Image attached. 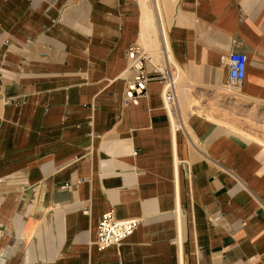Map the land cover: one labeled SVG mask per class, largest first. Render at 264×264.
Listing matches in <instances>:
<instances>
[{"label":"crops","instance_id":"obj_1","mask_svg":"<svg viewBox=\"0 0 264 264\" xmlns=\"http://www.w3.org/2000/svg\"><path fill=\"white\" fill-rule=\"evenodd\" d=\"M160 26L181 131L125 102ZM108 212L141 223L101 251ZM0 264H264V0H0Z\"/></svg>","mask_w":264,"mask_h":264},{"label":"built area","instance_id":"obj_2","mask_svg":"<svg viewBox=\"0 0 264 264\" xmlns=\"http://www.w3.org/2000/svg\"><path fill=\"white\" fill-rule=\"evenodd\" d=\"M162 46L158 55L163 62L145 49L134 46L127 50L129 69L133 77L127 83L125 102L138 106L140 100L147 96V88L151 82L162 86L163 102L167 111L175 115L178 122L176 131L184 129L178 106V70L170 60V50L166 43L162 26H160ZM228 70L229 81L224 92L229 98L236 97L245 82L247 75L248 57L244 53L233 52L222 61ZM141 221L138 219H118L113 212L102 216L97 230L96 244L103 251L112 246H120L137 231Z\"/></svg>","mask_w":264,"mask_h":264}]
</instances>
